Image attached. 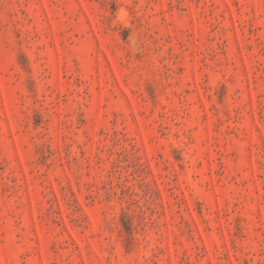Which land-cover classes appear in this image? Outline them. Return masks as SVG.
<instances>
[{"label": "rangeland", "instance_id": "rangeland-1", "mask_svg": "<svg viewBox=\"0 0 264 264\" xmlns=\"http://www.w3.org/2000/svg\"><path fill=\"white\" fill-rule=\"evenodd\" d=\"M0 264H264V0H0Z\"/></svg>", "mask_w": 264, "mask_h": 264}]
</instances>
